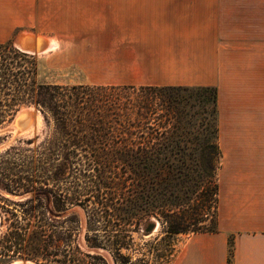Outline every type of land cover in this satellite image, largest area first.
Returning <instances> with one entry per match:
<instances>
[{
	"label": "crops",
	"instance_id": "obj_1",
	"mask_svg": "<svg viewBox=\"0 0 264 264\" xmlns=\"http://www.w3.org/2000/svg\"><path fill=\"white\" fill-rule=\"evenodd\" d=\"M81 1L73 9L88 10L96 31L74 39V58L83 45L89 59L72 63L92 83L217 88L219 232L185 234L174 264H264V1ZM4 3L8 33L48 13L46 0ZM49 43L43 57L61 49Z\"/></svg>",
	"mask_w": 264,
	"mask_h": 264
},
{
	"label": "rangeland",
	"instance_id": "obj_2",
	"mask_svg": "<svg viewBox=\"0 0 264 264\" xmlns=\"http://www.w3.org/2000/svg\"><path fill=\"white\" fill-rule=\"evenodd\" d=\"M76 1L46 0L49 6L46 17L42 18L44 22L38 25L34 23L31 30L25 28L8 33L0 25V77L6 76L9 82L6 88L1 85L2 89L4 91L16 89L17 84L14 80L20 78L19 72L24 70L23 67L30 71L27 77L28 86L22 88V91L28 93V101L21 103L13 116L8 117L0 125V129L11 126L19 112L25 109H34L37 113L34 127L0 150L3 165H18V169L23 171L22 174L31 178L33 186L28 193L12 194L6 189L7 182L0 177V242L13 230L11 227L16 226L21 235L33 240H49L51 235H55L54 239L61 235H75L83 251L94 253L88 248L86 237L96 235L98 232V235H106L104 228H99L93 221L94 207H99L94 187L100 184L103 190L112 187V191L119 194L125 191L123 182L127 176L121 163L114 161L120 157L119 152L125 145L137 151L139 146L151 147L158 143L178 142L183 146L178 157L183 156L187 159L192 157L198 144L215 145L216 109L212 90L181 86L184 88L162 89L163 95L153 94L151 91L141 93V87L157 86L122 85L115 83L119 81L115 78L110 82L106 80L109 84H96L86 78L89 73L82 72V69L73 65V59L81 64L89 59L83 45L77 46L74 58L71 52L74 48V39L81 35L88 36L90 31H96L95 22H90L88 10L78 13V10L73 9ZM4 2L5 0H0V11ZM87 2L88 0L81 1L82 4ZM32 19L34 20V17ZM260 30L264 37V27ZM41 34L47 36L44 38L46 41L43 47L40 42ZM52 36L54 40L60 42L61 49L57 54L54 52L43 57L42 50L43 48L48 50L47 46ZM244 37L247 38V33ZM95 75L102 77L105 73L98 71ZM2 82L6 83L4 80ZM48 86H60L69 90L80 86L87 89L104 88L107 94L114 95L112 100L119 102L122 108L119 110L118 119H114L105 127L103 135H107L108 144L104 151L98 145L94 156L90 149L84 152L81 148H78V157L69 155L65 148L68 146L67 130L78 131L79 137L87 135L90 138L92 133L87 127L74 129L70 125L63 130L62 127H58L54 116L47 109L36 104L38 100H43L46 92L44 88ZM106 99L107 97L103 98V101ZM148 100L154 105L152 111L139 107L140 102ZM162 100L167 102L163 103ZM123 105L129 109H125ZM13 135H15L13 131L0 134V144L10 142ZM30 140L32 143L29 144ZM185 145L187 146L184 147ZM13 148L16 151L8 154ZM72 149L76 150L75 147ZM134 169L138 176L149 174L150 178L157 175L155 168L144 170L142 166L137 165ZM182 170L195 174L192 166H183ZM137 179L134 181L136 184ZM129 184L130 182L127 185ZM86 190L94 192L87 193ZM79 194L82 195L79 197ZM87 197L90 201L86 200ZM146 200L149 202L148 197ZM151 220L156 223L152 235H146L143 229L138 230L137 225L128 228L131 230L130 235H133L136 249L157 236H165L161 222L155 217ZM145 222L146 220L140 228H144ZM186 237L185 234L174 237L175 252L168 264H174ZM148 250V247L143 248L146 253ZM1 254L2 244L0 264L29 260ZM135 256H141V253ZM29 261L38 264L36 261Z\"/></svg>",
	"mask_w": 264,
	"mask_h": 264
},
{
	"label": "trees",
	"instance_id": "obj_3",
	"mask_svg": "<svg viewBox=\"0 0 264 264\" xmlns=\"http://www.w3.org/2000/svg\"><path fill=\"white\" fill-rule=\"evenodd\" d=\"M23 69L19 72L20 78L14 80L17 84L14 90L4 91L1 85L6 88L9 84L8 78L0 77V125L8 117L13 116L21 103L29 99H27L28 93L22 91V88L28 86L27 77L30 71L26 67ZM12 75L16 76V74ZM3 80L6 83H3ZM179 88L184 87H141V93L151 91L153 94L163 95L162 89ZM200 88L214 92L215 145L198 144L197 148H194V154L188 159L183 156L178 157L183 149L178 142L158 143L151 147L139 146L137 151L125 145L119 152L120 157L114 159L121 163L127 176L123 182L125 191L119 194L117 191H112V187L107 190H103L100 184L94 187L99 207H94L93 221L99 228H104L106 234L98 235V232L96 235L86 237L87 246L94 253L83 251L75 235H61L57 239L53 238L55 235H51L49 240H33L21 235L17 227L13 226L11 227L13 230L0 242L1 255L22 257L36 261L38 264H168L175 252V236L219 232L218 170L221 151L217 142V88ZM44 90L46 92L43 100H38L36 104L42 105L54 116L58 127H62L63 130L69 125L74 129L87 127L92 133L90 138L87 135L79 137L78 131L67 130L68 146L65 148L69 155L78 157L77 151L81 148L84 152L90 149L94 156L98 145L104 151V147L108 144L107 135H103L106 131L105 127L114 119H118L119 110L122 108L119 102L112 100L114 95L107 94L104 88L87 89L83 86L73 87L70 90L60 86H48ZM106 97L104 102L103 98ZM162 102L167 101L162 100ZM153 106L149 100L139 104V107L149 111H152ZM123 107L129 109L126 105ZM28 143H32V140ZM11 151L16 149H11L8 154ZM2 159L0 157V177L7 182L6 189L12 194L30 192L33 188L31 178L25 177L23 171L18 169V165H3ZM137 165L142 166L144 170L155 168L157 175L150 178L149 174L138 176L134 169ZM183 166H192L195 174L185 173L182 170ZM135 179L137 184L134 182ZM129 182L130 184L127 185ZM81 195L79 194V197ZM147 197L149 202L146 200ZM86 200L90 201V198L87 197ZM152 217L161 222L165 236H157L136 249L133 235H130L131 230L128 228L137 225L138 230L143 229L146 235H152L156 227V223L151 220ZM145 220L144 228H140ZM233 243L232 241L231 254ZM146 247L149 249L147 253L143 251ZM138 253H141V256H135ZM229 263L231 264V258Z\"/></svg>",
	"mask_w": 264,
	"mask_h": 264
},
{
	"label": "bare ground",
	"instance_id": "obj_4",
	"mask_svg": "<svg viewBox=\"0 0 264 264\" xmlns=\"http://www.w3.org/2000/svg\"><path fill=\"white\" fill-rule=\"evenodd\" d=\"M33 109H25L21 112H19V114L17 115V121H16V130H15V135L17 134L18 132V128H21L23 126H27L29 125L26 129H23L22 132H28L30 131L32 128H33V125H32V118H31V111ZM32 125V127H30ZM0 229H1V218H0ZM12 264H25L23 261H14ZM28 264H36V263H33V262H28Z\"/></svg>",
	"mask_w": 264,
	"mask_h": 264
},
{
	"label": "water",
	"instance_id": "obj_5",
	"mask_svg": "<svg viewBox=\"0 0 264 264\" xmlns=\"http://www.w3.org/2000/svg\"><path fill=\"white\" fill-rule=\"evenodd\" d=\"M16 117H17V116H16ZM31 118H32V125H33V127H34V124H35L36 119H37V113H36V110H34V109L31 111ZM16 121H17V118L14 119V121H13V123H12L11 126L5 128V129H0V134L5 133V132H8V131H10V132L13 131V133H15V130H16V127H15V126H16V125H15V124H16ZM32 125H31L30 127H32ZM28 126H29V125H27V126H23V127H21V128H18V132H17V134H16V135H13V138H12V140H11L10 142L5 143V144H0V150L5 149L6 147H8L12 142L15 141V139H16L19 135L25 133V132H22V131H23V129H26ZM23 262H24L25 264H28V262H32V261L27 260V261H23ZM33 263H34V262H33Z\"/></svg>",
	"mask_w": 264,
	"mask_h": 264
}]
</instances>
